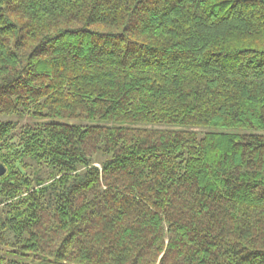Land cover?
Listing matches in <instances>:
<instances>
[{"label": "trees", "instance_id": "trees-1", "mask_svg": "<svg viewBox=\"0 0 264 264\" xmlns=\"http://www.w3.org/2000/svg\"><path fill=\"white\" fill-rule=\"evenodd\" d=\"M0 163V264H264V0H0Z\"/></svg>", "mask_w": 264, "mask_h": 264}, {"label": "water", "instance_id": "water-1", "mask_svg": "<svg viewBox=\"0 0 264 264\" xmlns=\"http://www.w3.org/2000/svg\"><path fill=\"white\" fill-rule=\"evenodd\" d=\"M7 172V168L3 163H0V177Z\"/></svg>", "mask_w": 264, "mask_h": 264}, {"label": "rangeland", "instance_id": "rangeland-1", "mask_svg": "<svg viewBox=\"0 0 264 264\" xmlns=\"http://www.w3.org/2000/svg\"><path fill=\"white\" fill-rule=\"evenodd\" d=\"M99 159V160H101V159H104L105 157H104V155H101V154H98L97 156H96V159Z\"/></svg>", "mask_w": 264, "mask_h": 264}]
</instances>
